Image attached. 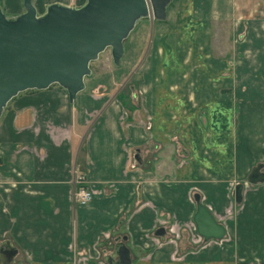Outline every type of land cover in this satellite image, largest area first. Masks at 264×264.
<instances>
[{"label":"crops","instance_id":"crops-1","mask_svg":"<svg viewBox=\"0 0 264 264\" xmlns=\"http://www.w3.org/2000/svg\"><path fill=\"white\" fill-rule=\"evenodd\" d=\"M85 2L32 5L41 16ZM241 4L176 0L171 30L153 35L135 72L132 99L99 86L69 102L50 86L9 101L0 116V244L16 251L10 264H106L123 237L130 264H264V182L244 184L264 163V123L239 109L238 124L226 94L234 69L211 50L214 27L235 25ZM1 5L9 18L24 12L22 0ZM78 175L92 193L86 206L73 200ZM195 195L223 239L191 242Z\"/></svg>","mask_w":264,"mask_h":264},{"label":"water","instance_id":"water-1","mask_svg":"<svg viewBox=\"0 0 264 264\" xmlns=\"http://www.w3.org/2000/svg\"><path fill=\"white\" fill-rule=\"evenodd\" d=\"M171 0H86L80 8L58 4L50 5L37 16L32 0H22L24 12L14 18L0 9V116L8 102L28 90H45L58 85L67 94L69 102L85 89L84 78L89 76V64L105 49H110L114 65L123 55V41L136 24L151 16L156 21L166 18ZM137 158V157H136ZM247 182H264L262 165L253 167ZM242 186L236 185L233 199L242 201ZM196 210L192 223L203 243L221 240L224 227L200 204L195 195ZM163 228L154 235L162 237ZM123 237L115 244L114 256L104 257L106 264H130L129 250ZM4 251L9 264L16 254L10 247Z\"/></svg>","mask_w":264,"mask_h":264},{"label":"rangeland","instance_id":"rangeland-1","mask_svg":"<svg viewBox=\"0 0 264 264\" xmlns=\"http://www.w3.org/2000/svg\"><path fill=\"white\" fill-rule=\"evenodd\" d=\"M237 1L241 2V6L246 9L243 10L241 6L239 7L240 19L235 25L230 23L214 27L211 50L217 56L216 58L227 57L226 61L234 69L230 81L233 87L226 91V94L230 92L231 97L236 98L235 108L238 124H244V114L239 113V109L247 112V122H253L255 117L251 119L250 116L256 115L260 118L259 121L264 123V107H248L250 101L264 100V0ZM175 6L176 1H173L166 11L165 24L158 23L151 16L136 24L123 41V55L118 65L113 64L109 48L100 53L95 61L90 62L88 67L90 74L84 78V90L89 91L91 88L101 86V89L106 88L110 96L119 94L132 99L134 96H130V88L134 93L135 87L141 81L135 72L149 51L153 35L171 30ZM256 109L259 112L255 113ZM249 110L251 111L249 112ZM240 114L241 118L239 119ZM245 125L247 127V124ZM242 128L244 129V127ZM236 133L238 134L239 130ZM252 134H255V131H252ZM176 151H180L178 145L168 147L167 158H175ZM260 165L264 169V163L261 162ZM171 168L170 165L168 169ZM244 184L249 183L245 181ZM233 240L236 242V239Z\"/></svg>","mask_w":264,"mask_h":264},{"label":"built area","instance_id":"built-area-1","mask_svg":"<svg viewBox=\"0 0 264 264\" xmlns=\"http://www.w3.org/2000/svg\"><path fill=\"white\" fill-rule=\"evenodd\" d=\"M75 189L73 192V200L79 206H86L92 197L91 191L86 187L84 183V177L81 175L75 178ZM191 242L195 245H201L202 239L195 233L191 236Z\"/></svg>","mask_w":264,"mask_h":264},{"label":"flooded vegetation","instance_id":"flooded-vegetation-1","mask_svg":"<svg viewBox=\"0 0 264 264\" xmlns=\"http://www.w3.org/2000/svg\"><path fill=\"white\" fill-rule=\"evenodd\" d=\"M4 251L8 252L9 251V246H6V244H0V264H6L5 263V257L3 255Z\"/></svg>","mask_w":264,"mask_h":264},{"label":"trees","instance_id":"trees-1","mask_svg":"<svg viewBox=\"0 0 264 264\" xmlns=\"http://www.w3.org/2000/svg\"><path fill=\"white\" fill-rule=\"evenodd\" d=\"M173 1H176V0H171V2L168 4L167 8H166V11H168V8L171 6V4L173 3ZM2 8V5H1V0H0V9ZM2 10V9H1ZM166 20H163V21H158V23H163L165 24ZM51 86H57L58 88H60L62 91H64L61 87H59L58 85L54 84V85H51ZM36 90H28V91H25V92H35ZM65 92V91H64ZM66 93V92H65ZM9 103V102H8Z\"/></svg>","mask_w":264,"mask_h":264}]
</instances>
